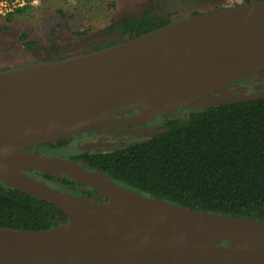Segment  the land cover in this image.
<instances>
[{
  "label": "water",
  "instance_id": "obj_1",
  "mask_svg": "<svg viewBox=\"0 0 264 264\" xmlns=\"http://www.w3.org/2000/svg\"><path fill=\"white\" fill-rule=\"evenodd\" d=\"M264 71V0L187 16L95 51L0 69V180L55 205L69 222L43 230L0 227V264H264V220L189 209L138 193L63 156L22 152L118 124L155 121ZM248 98V97H245ZM244 99V98H243ZM199 107V108H201ZM68 175L110 201L90 207L23 170ZM231 238L223 246L218 240Z\"/></svg>",
  "mask_w": 264,
  "mask_h": 264
},
{
  "label": "trees",
  "instance_id": "obj_2",
  "mask_svg": "<svg viewBox=\"0 0 264 264\" xmlns=\"http://www.w3.org/2000/svg\"><path fill=\"white\" fill-rule=\"evenodd\" d=\"M34 1L0 0L12 6L0 17L12 23L16 15L33 7ZM224 7L227 6L217 4L205 11L195 10L189 16ZM59 12L63 13L62 9ZM181 18L184 16L157 14L153 9L123 21L113 18L103 29L107 39L87 51L127 41ZM9 27L0 28V35ZM92 30L74 34L85 37ZM19 40L30 50L37 47L27 33H22ZM14 66L6 63L0 69ZM67 139L51 143L64 148ZM70 158L138 193L189 209L264 220V96L233 99L174 114L166 119L164 129L147 141ZM41 175L39 179L63 191L84 186L98 193L66 174L57 178ZM68 222V216L55 205L0 180V227L43 230Z\"/></svg>",
  "mask_w": 264,
  "mask_h": 264
},
{
  "label": "rangeland",
  "instance_id": "obj_3",
  "mask_svg": "<svg viewBox=\"0 0 264 264\" xmlns=\"http://www.w3.org/2000/svg\"><path fill=\"white\" fill-rule=\"evenodd\" d=\"M241 2L242 0H35L33 7L22 15H16L12 23L0 17V28L10 26L6 33L0 35V66L9 63L18 67L30 62L45 61L54 56L87 51L107 39L103 29L113 18L123 21L129 17H137L148 9H153L157 14L186 17L195 10L205 11L217 4L231 6ZM9 9L0 5V15L11 11ZM91 29L93 30L85 37H76L74 34ZM22 33H27L31 40L37 42L35 49L30 50L23 46L19 40ZM204 98L207 97L192 99L187 105L168 114H183L187 110L199 109L208 103L201 100ZM141 128L142 131H151L155 135L162 131L163 124H148ZM218 241L223 246L234 243L231 238ZM225 241L228 243L225 244Z\"/></svg>",
  "mask_w": 264,
  "mask_h": 264
},
{
  "label": "flooded vegetation",
  "instance_id": "obj_4",
  "mask_svg": "<svg viewBox=\"0 0 264 264\" xmlns=\"http://www.w3.org/2000/svg\"><path fill=\"white\" fill-rule=\"evenodd\" d=\"M57 58L59 57L54 56L52 58H49L48 60L57 59ZM230 93L239 96L240 98L263 97L264 71L261 73H257L236 80L228 84V86L224 87L223 92H219L216 95L220 97L221 96L227 97ZM147 108L148 107L146 106L143 107L129 106V107L117 109L112 113L103 116L102 118L106 120H113L118 124L104 126L96 130L70 135L66 140L68 144L64 146V148L58 147L52 144L51 142H48L40 145H32L26 149H22V152L29 154L37 153L42 156H63L70 158L71 156H81L82 154H86V153H100V152L113 151L147 141L154 135L152 134L151 131L149 132L142 131L143 130V128H141L142 126L148 124L152 125L162 122L163 124L162 130H163L165 127L166 119H168L170 116H174V115L167 116L164 114L162 115L161 118L155 121H151L141 125H130L125 123L126 122L125 119L139 116ZM52 145L55 147H53ZM23 172L37 179H39V177H43L41 174L52 175L55 178H57L53 173H45L42 169L29 168L23 170ZM60 191L63 193H67L73 197H76L82 201H84V199H80V198L85 195L86 198L89 199L87 203L90 207L96 205H106L110 201L105 196H100L99 192L95 194V192H92L90 188L84 186H81L79 188L71 187V188H67L64 191L63 190ZM88 192L93 193L94 195L92 194L91 196H89L87 195ZM94 203H96V205Z\"/></svg>",
  "mask_w": 264,
  "mask_h": 264
},
{
  "label": "built area",
  "instance_id": "obj_5",
  "mask_svg": "<svg viewBox=\"0 0 264 264\" xmlns=\"http://www.w3.org/2000/svg\"><path fill=\"white\" fill-rule=\"evenodd\" d=\"M0 5L7 8V9H9V7L12 8V6L8 5L6 2H0ZM9 10H11V9H9Z\"/></svg>",
  "mask_w": 264,
  "mask_h": 264
}]
</instances>
